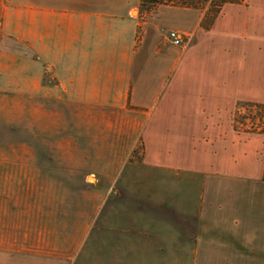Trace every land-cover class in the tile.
Wrapping results in <instances>:
<instances>
[{
  "label": "crops",
  "instance_id": "crops-1",
  "mask_svg": "<svg viewBox=\"0 0 264 264\" xmlns=\"http://www.w3.org/2000/svg\"><path fill=\"white\" fill-rule=\"evenodd\" d=\"M139 4L0 0V264H264V0ZM89 179L79 240L48 218Z\"/></svg>",
  "mask_w": 264,
  "mask_h": 264
},
{
  "label": "rangeland",
  "instance_id": "rangeland-1",
  "mask_svg": "<svg viewBox=\"0 0 264 264\" xmlns=\"http://www.w3.org/2000/svg\"><path fill=\"white\" fill-rule=\"evenodd\" d=\"M134 15H136V13H134ZM240 113L243 115L244 110L241 109ZM252 123L254 124L251 128V126L249 125V119H246V125L243 126L240 130L244 129L245 131L249 132L264 131V117H262L260 121H258V119H255V121ZM2 131L5 132L3 128ZM109 174L110 171H107V175H105V182H108L111 178V175ZM56 188L57 195L60 196L61 194H63V201L61 202L62 216H58L57 218L49 217L48 222L51 221L50 225L57 224L59 229H61V226H63L65 233H68V231L71 230L78 231L76 236L79 238V240H81L83 235L86 233L89 224V218L86 214L88 195H91L93 193H102L105 187L101 185L100 179H98V182L94 179H89L88 181L82 180L79 185H65ZM76 204L79 205L78 210L76 208ZM76 212L78 213V215ZM64 243L65 245L68 244V240H66Z\"/></svg>",
  "mask_w": 264,
  "mask_h": 264
},
{
  "label": "trees",
  "instance_id": "trees-1",
  "mask_svg": "<svg viewBox=\"0 0 264 264\" xmlns=\"http://www.w3.org/2000/svg\"><path fill=\"white\" fill-rule=\"evenodd\" d=\"M242 1L243 0H140L139 13H149L160 6L196 9L203 11L201 26L204 29H208L213 24L214 20L219 15L221 8L225 4H238ZM241 109L244 110L243 115L240 113ZM262 117H264V104L239 103L233 115V126L235 129L240 130L246 125V119H249V125L252 128L254 124L252 122H254L255 119L260 121ZM243 131L245 130L243 129ZM141 151L142 145L139 142L133 151V156H140Z\"/></svg>",
  "mask_w": 264,
  "mask_h": 264
},
{
  "label": "built area",
  "instance_id": "built-area-1",
  "mask_svg": "<svg viewBox=\"0 0 264 264\" xmlns=\"http://www.w3.org/2000/svg\"><path fill=\"white\" fill-rule=\"evenodd\" d=\"M167 39L170 41L173 45H187L190 42V38H181L179 37L175 32H168Z\"/></svg>",
  "mask_w": 264,
  "mask_h": 264
}]
</instances>
